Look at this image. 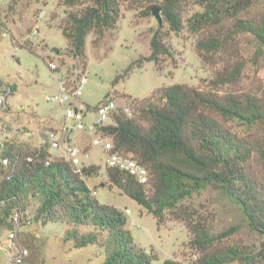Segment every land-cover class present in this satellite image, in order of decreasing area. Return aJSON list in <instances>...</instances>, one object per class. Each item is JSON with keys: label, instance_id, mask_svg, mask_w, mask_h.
<instances>
[{"label": "trees", "instance_id": "obj_1", "mask_svg": "<svg viewBox=\"0 0 264 264\" xmlns=\"http://www.w3.org/2000/svg\"><path fill=\"white\" fill-rule=\"evenodd\" d=\"M186 1L158 0L157 6L151 7V13L153 7L160 8L162 23L152 35L150 54L138 60V66L154 61L161 69L162 56L172 55L165 42L169 33L162 30L163 21L170 30L181 31L185 26L182 9ZM61 2L66 7H80L66 11L62 31L71 56L84 62L87 35L93 32V42L98 44L108 30L116 29L122 16L121 0ZM196 3L202 10L187 21L191 32L202 34L196 50L204 62L222 61V68L216 69L208 81L209 90L166 85L139 101L132 99V115L117 111L113 123L102 129L113 138L115 150L131 154L148 169L149 178L140 183L130 173L106 166L107 178L153 214L158 224L167 214L183 220L192 236L190 246L200 252L196 264H264V180L252 165L255 159L264 162V88L258 94L222 92L224 85H235L242 76L245 63L240 54V36L249 34L259 45L264 44V7L255 11L260 0ZM2 84L0 78L1 91L13 94V86L6 88ZM155 98L158 103L153 101ZM86 108L90 110L87 104ZM237 127L245 133H239ZM46 135L31 153L14 152L9 141L0 138V224L8 231L14 213L21 212L32 216L29 224L60 223L66 225L65 232L72 227L81 231L87 227V231H82L87 233L74 229L66 238L72 239L76 247L92 244L102 248L105 258L101 264H154L157 257L137 245L126 227L125 214L101 203L87 185L84 176L97 174L99 167L83 165L78 172L70 160L51 159ZM4 157L9 159L7 164L2 161ZM207 188L234 202L242 225L214 232L209 224L195 222L188 216L184 202ZM30 198L39 202L32 210ZM241 226L258 242L220 243ZM165 264L183 263L167 260Z\"/></svg>", "mask_w": 264, "mask_h": 264}, {"label": "rangeland", "instance_id": "obj_2", "mask_svg": "<svg viewBox=\"0 0 264 264\" xmlns=\"http://www.w3.org/2000/svg\"><path fill=\"white\" fill-rule=\"evenodd\" d=\"M157 1L121 0L122 16L116 29L108 30L98 44L93 42L95 34L90 32L86 39V58L82 62L69 53L68 39L62 31L67 21L66 11H76L80 7H66L61 0H1L0 78L2 86H13L14 91L7 97V106L0 111V138L9 141L14 152L31 153L41 145L48 130L62 126L63 107L47 100L48 95L60 90L58 78L49 66L51 61L67 69L70 77L82 71L87 74L88 82L76 101L82 109L86 104L90 106L86 120L96 116L93 109L109 98L118 106L131 108L132 99L139 101L154 89L166 85L183 84L209 90L208 81L216 69L222 68L223 62H204L198 55L196 43L202 34L191 32L187 25L193 13L202 10L197 0L183 4L185 26L181 31L170 30L169 24L163 21L162 30L169 33L165 42L172 55L162 56L161 69L154 61L137 65L138 60L150 54V41L159 27L157 18L151 13V7L157 6ZM262 7L264 0H260L255 11ZM239 42L245 63L241 79L235 85H224L222 92L258 94L264 88V44L259 45L249 34L241 35ZM131 65L128 75L123 76ZM1 94L4 92L0 88ZM153 101L159 102L157 98ZM130 111L132 115L133 109ZM237 129L239 133H245L240 127ZM72 137L82 150L79 157L83 165L99 167L97 174L84 176L87 185L95 191L93 195L101 203L114 206L125 214L126 227L137 245L157 257L154 264H165L167 260L196 264L193 255L198 258L200 252L190 246L192 236L184 221L167 214L158 224L153 214L109 182L107 154L102 147L90 145L92 135L74 131ZM50 157L57 161L67 160L65 154L53 148H50ZM252 165L254 172L264 180V162L255 159ZM31 198L29 207L32 210L39 202L37 198ZM183 207L190 218L209 224L214 232L243 224L234 202L211 188L185 201ZM127 209H130L129 213ZM65 227L60 223L38 225L37 221L23 226L19 239L29 249V255L20 264H101L105 258L102 248L92 244L76 247L72 239L66 238L69 231L76 229L82 234L87 233L82 231L88 228L83 227L81 231L72 227L65 232ZM7 235L5 226L0 224V264H17L9 262L11 244ZM255 241L258 242L253 234L241 226L237 233L220 243L249 244Z\"/></svg>", "mask_w": 264, "mask_h": 264}, {"label": "built area", "instance_id": "obj_3", "mask_svg": "<svg viewBox=\"0 0 264 264\" xmlns=\"http://www.w3.org/2000/svg\"><path fill=\"white\" fill-rule=\"evenodd\" d=\"M1 1V0H0ZM1 9V7H0ZM50 69L56 74L59 83V92L47 96V100L57 103L64 109V120L60 128L48 130L46 141L50 148L61 151L67 156L77 168L78 172L82 171L83 163L79 155L82 150L78 143L73 139L74 131H81L92 135L91 146L102 147L107 154L106 166L116 167L133 175L140 183H146L149 178L148 169L139 163L131 154H123L115 150L113 138L103 131V127L113 123L114 114L121 110L128 115H131V108L128 105L118 106L114 99H106L93 111L96 113L90 120H86L87 108L82 109L81 104L77 105L83 94V89L88 82V77L85 72L70 77L67 69H63L59 63L51 61ZM9 93L0 95V111L7 106V97ZM65 104H68L65 106ZM83 104V103H82ZM1 136V129H0ZM85 152V151H83ZM4 164L9 162L8 157L2 158ZM9 178V176H8ZM127 213L130 209H127ZM13 224L8 230V240L10 241L9 262L17 264L23 263L24 259L29 255V249L19 241L20 230L23 227V221L27 224L31 223L32 216L26 213L24 216L21 212H15L12 216ZM197 259V255H193Z\"/></svg>", "mask_w": 264, "mask_h": 264}, {"label": "water", "instance_id": "obj_4", "mask_svg": "<svg viewBox=\"0 0 264 264\" xmlns=\"http://www.w3.org/2000/svg\"><path fill=\"white\" fill-rule=\"evenodd\" d=\"M152 13L153 15L157 18L158 23L161 24L162 23V15L160 13V8L158 7H153L152 9Z\"/></svg>", "mask_w": 264, "mask_h": 264}, {"label": "crops", "instance_id": "obj_5", "mask_svg": "<svg viewBox=\"0 0 264 264\" xmlns=\"http://www.w3.org/2000/svg\"><path fill=\"white\" fill-rule=\"evenodd\" d=\"M85 134H87V133H85ZM87 135H89V134H87ZM84 146H86V145H84ZM85 164V163H84ZM85 165H89V164H85Z\"/></svg>", "mask_w": 264, "mask_h": 264}]
</instances>
